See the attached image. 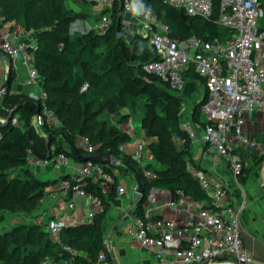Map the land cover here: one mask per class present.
<instances>
[{
    "label": "trees",
    "instance_id": "16d2710c",
    "mask_svg": "<svg viewBox=\"0 0 264 264\" xmlns=\"http://www.w3.org/2000/svg\"><path fill=\"white\" fill-rule=\"evenodd\" d=\"M143 1L169 25L170 35L206 39L231 35L229 28L215 20L219 13L220 0H215L212 20L188 15L181 8L171 6L163 0ZM84 4L87 12H83V17H89L91 1L86 0ZM0 12L7 20L17 21L25 30L34 31L37 42L31 50L35 57L34 65L38 67L39 75L43 79V99L60 122L52 126L46 118L41 127L47 135H56L51 148L47 146L46 137L42 136L31 122L37 108L34 101H24L10 120L0 122V212L31 213L39 207L46 194V187L50 182L31 173L27 158L29 147H33L41 156L66 152L75 160L81 161L72 153L64 137L69 138L78 147L77 139L82 135L88 136L95 145L93 154L121 156L137 169L145 192L143 199L137 202L134 208L136 215L144 217L143 204L153 186L169 189L173 193L183 189L195 199L206 200L210 205L209 194L201 188L197 178L188 168L190 165L200 166L193 159V139L182 128V122L179 120L182 98L173 94L176 91L172 90L168 83L144 69L145 63L157 59V54L150 44L140 38L128 44L116 25L105 34L90 30L73 36L67 24L76 13L67 8L65 0H0ZM98 44H103L107 50L108 67L101 73L95 70L104 62H98L95 48ZM145 72L156 77L161 84L149 81ZM184 76L186 84L182 92L187 88L191 91L197 90L200 83L204 87V95L195 103L192 112L194 116L199 117L196 122L204 124L205 120L200 114L201 105L208 94L205 80L192 69ZM14 77L12 66L10 84ZM100 77H106L107 80L118 78L114 95L122 103L135 104L136 101H141L146 107L148 114L143 115V118L149 119L147 134L159 137L157 142L150 144L152 157L159 163V167L151 161L143 167L130 154L121 150L122 143L131 140L132 136L117 124L98 118L106 105L103 100L106 86L97 88ZM85 83L88 86L82 90ZM128 85H133L138 90L134 91V88H129ZM148 92L150 94H146ZM27 97L29 96L26 93H12L9 85L6 94L1 98L0 114L7 117L10 110ZM36 99L41 104L42 97ZM16 115L19 123L13 122ZM129 118V114H122L118 121L123 123ZM196 122L194 120L193 123ZM58 138L64 145L56 141ZM180 138H186V142L178 148L176 140ZM261 157L263 158L264 154ZM120 165L112 164L114 168H119ZM124 168L128 171L125 166ZM248 169L244 167L241 179L245 178ZM145 170L153 173V176L147 175ZM85 188L103 200L104 209L95 216L93 223L61 227L59 242L44 228L45 224L17 223L0 233V264H39L46 256L53 258V262L65 258L70 260L71 264H88L90 260H95L98 252L105 248L107 212L116 198V193L115 190L108 194L103 193L99 184L91 180ZM65 246H70L75 252Z\"/></svg>",
    "mask_w": 264,
    "mask_h": 264
},
{
    "label": "built area",
    "instance_id": "2783aa9c",
    "mask_svg": "<svg viewBox=\"0 0 264 264\" xmlns=\"http://www.w3.org/2000/svg\"><path fill=\"white\" fill-rule=\"evenodd\" d=\"M90 1L91 20L83 21L81 33L92 30L105 34L116 25L128 44L139 38L145 40L155 50L157 59L145 63L144 69L156 74L176 92H182L185 88L184 75L190 69L205 80L208 94L201 105L205 123L190 121L182 122L181 126L192 139L201 135L206 155L220 157L234 179L239 181L246 167V159L237 146L264 151L258 140L250 138L245 131L248 116L257 110L264 111V29L259 24L263 14L261 0H220L215 20L229 28L231 35L212 39L170 35L169 25L143 0ZM163 1L181 8L191 16L207 20H212L214 16L215 0ZM34 46V42H28L26 32L0 12V52L10 59L22 56L30 81L39 76L31 50ZM87 86L85 83L82 90ZM2 93L3 88L0 86ZM43 97L44 94L40 112L32 116L33 124L42 127L47 118L49 124L58 125L59 120ZM13 122L19 123L17 118H13ZM185 142L186 138H180L176 140V145L181 148ZM77 145L84 154H93L95 149V145L85 135L78 137ZM120 149L143 167L152 158L148 143L140 138H136L132 150H127L125 144ZM27 158L29 166L51 167L54 170H60L75 160L66 152L41 156L33 147L27 149ZM188 168L201 188L209 194L210 205L206 200L195 199L183 189L173 193L169 189L153 186L143 204L144 217L135 214L132 223L127 226L129 236L149 248L158 264H198L206 260L207 264L251 263V254L240 230V207L227 200V179L215 170L192 165ZM118 170L112 164L90 159L81 161L69 177L61 180V187L72 198L58 204L59 213L67 214L75 209L74 196H84L91 201L85 223H93L95 216L104 209L103 200L87 190L85 185L91 180L99 184L105 194L115 190L116 196L122 195L127 192V187L124 183L117 184ZM145 172L153 176L150 171ZM160 195L166 197V206L194 211L195 215L176 220L152 214L145 204H157ZM64 225L56 218L45 223L47 231L58 242ZM65 248L73 251L70 246ZM39 264H53V258L46 256ZM88 264L113 263L107 251L101 249L97 258Z\"/></svg>",
    "mask_w": 264,
    "mask_h": 264
},
{
    "label": "crops",
    "instance_id": "0c3cea01",
    "mask_svg": "<svg viewBox=\"0 0 264 264\" xmlns=\"http://www.w3.org/2000/svg\"><path fill=\"white\" fill-rule=\"evenodd\" d=\"M261 2L263 14L259 20V24L264 29V0H261ZM88 18H90V16L87 17V19ZM13 23L25 32H29L28 30H25L19 22L13 20ZM83 25L82 22V26ZM12 66L14 68L15 77L11 81V84H9L11 86V92L26 93L29 97L34 98L42 97L44 94L43 79L39 75L36 79L30 81L28 68L22 56H18L14 59H10L7 56H0V86H2L10 76ZM1 106L2 102L0 100V107ZM4 118L6 117L0 114V122H4ZM35 128L42 136L46 137V133L41 127L35 126ZM245 131L250 138L257 139L260 145L264 147L263 110H257L248 116ZM129 134L133 138V134ZM56 141L64 145V142L59 138ZM129 141L122 144H125L127 150L130 151L134 148L135 141L130 143ZM191 147L193 159L201 168L220 172L221 175L227 179L229 184L227 200L240 207V230L244 239V244L250 251L252 257L251 263L264 264V157H261L264 154V151L260 148L249 149L241 145L237 146L238 151L244 155L246 159V167L249 169L247 173L245 172L244 179L239 178V181H236L232 176L230 169L220 157L215 154L206 155L205 143L202 140L201 135H198L193 139ZM80 162L81 161L78 160H72L69 165L64 166L60 170H54L51 167L43 168L33 165L32 168H36L37 172L38 170H50L53 174L52 178L42 179L35 171L36 176L39 179L50 182L46 187V194L43 197L41 204L31 213L18 212L14 217L9 214L3 217L7 220L9 219V222L13 224L14 222L23 221L31 224L44 225L51 218H56L58 221L64 222L65 225L78 226L85 223L91 206V201L86 197L74 196L76 202L75 209L69 211L67 214L59 213V210L57 209L60 202L72 198V195L61 187V180L64 176L69 175L76 170V168L79 167ZM29 167H31V165ZM136 199L137 194L135 190L133 189L131 193L127 190L126 193L116 196L107 212L104 249L107 251L113 264H158L152 251L149 248L142 246L137 240L131 238L127 232L128 224H131L133 221L135 215L134 212H132L130 217L117 230L111 232L113 226L119 222V219H122L128 213ZM165 201L166 197L160 195L157 204L149 205V203H146L145 207L148 208L152 214L155 213L176 220L182 219L186 216L195 215L194 211L188 212L181 208H170L164 204ZM6 213H8V211ZM110 217H113V219ZM115 218L119 219L115 220ZM4 225L5 226H0L1 232H5L12 227L7 226V223ZM44 228L46 227L44 226ZM77 252L82 254L80 251ZM65 261L70 263V260L68 261L65 258H62L59 262Z\"/></svg>",
    "mask_w": 264,
    "mask_h": 264
},
{
    "label": "rangeland",
    "instance_id": "374dc122",
    "mask_svg": "<svg viewBox=\"0 0 264 264\" xmlns=\"http://www.w3.org/2000/svg\"><path fill=\"white\" fill-rule=\"evenodd\" d=\"M85 1L86 0H65V4H66L67 8H69L70 10H72L73 12L76 13L74 18L69 20V22L67 24L68 30L73 36L81 34V30L83 27L82 22L85 19H87V17H83L84 16L83 12L84 13L87 12L86 8H85L86 5L84 4ZM88 13H91V11H89ZM88 19L91 20V18H88ZM26 34L28 35V42H34V44H36L37 41L34 37L35 36L34 31L31 30L28 33L26 32ZM95 48H96V51L98 54V62L104 61L103 63L99 64L98 67H96V69H95V70H98L99 73H101L104 70H106L108 67L107 50L103 44H98ZM134 63H136V60L134 61ZM35 67H36V65H35ZM37 69H38V67H37ZM145 76L149 81L157 83V84H161L160 81L156 77L152 76L151 74L145 72ZM95 77H96V74H94V78ZM98 82H99V84L97 85V88L102 87V86H106V88L104 89V92H103V96H104L103 100L106 103V105H105V107H103V110L99 114L98 118L99 119H106L109 123L117 124L124 131L133 134V138L131 139V141H129V143L134 142L136 140V138L145 139L146 142L148 143V147H149L150 155H151L152 153H151L150 144L152 142H157L159 140V137H158V135L147 134L146 126L149 122V119L145 120L143 118V115L148 114L145 111L146 107L143 105V103L141 101H138V102L136 101L135 104H124V103H122V101L119 98L115 97V95H114L115 89L114 88H115L116 83L118 82V78L107 80L106 77H100ZM128 87L134 88V91L138 90V88L134 87L133 85H128ZM166 89H167V91H169L168 88H166ZM204 92H205V90H204V87L201 83L198 85L197 90L191 91L190 88H187L184 92H173V94L176 97L182 98V101L180 104V110H179L180 122H190V121L194 122V120L196 122V120L199 117L194 116V114H192V112H193L195 103L198 102L201 99V97H203ZM43 93H44V90H43ZM146 94H150V93L148 92ZM111 109H113V111ZM122 114H129L130 118L126 122L120 123L118 120ZM200 115H202L201 116L202 118H205L203 113ZM14 118H17V115ZM32 123H33V121H32ZM52 126H55V125H52ZM39 130H41V129H39ZM148 159H150V158H148ZM149 161H151L153 164H155L157 167H159V163L155 159H153V157ZM120 166L121 167L118 168L119 169L118 170L119 180H118L117 184L124 183V185L127 187L128 192L131 193L133 189L136 190L135 179L130 172L126 171V169L124 168L123 165H120ZM32 167H33V165H31V167H30L31 173L34 176H36V173H37V175L42 179H48V178L53 177V174L50 172V170H46V171L45 170H42V171L38 170V172H37V169L32 168ZM17 169H18V167H17ZM10 170H12V168ZM35 171H36V173H35ZM6 212L7 211H1L0 212V226H5L4 224L7 223V226L10 227V226H14L17 223H21V222H16V223L14 222V224L10 223L9 219L7 220L3 216H6L7 214H9L10 216L14 217L16 213H12L9 211H8V213H6ZM111 219H113V217ZM118 219L119 218H115V220H118ZM120 220L121 219H119V221ZM0 233H2V232L0 231ZM53 264H71V263H68L65 261V262H53Z\"/></svg>",
    "mask_w": 264,
    "mask_h": 264
},
{
    "label": "water",
    "instance_id": "95a60500",
    "mask_svg": "<svg viewBox=\"0 0 264 264\" xmlns=\"http://www.w3.org/2000/svg\"><path fill=\"white\" fill-rule=\"evenodd\" d=\"M0 56L6 57L5 54H3L2 52H0ZM9 84H10V76L5 81V83L2 85L3 93L0 94V100L6 94L8 88H9ZM27 100L34 101L35 103H37V108H36L34 114H38L40 112V110H41V104L39 103V101L36 98L27 97V98L22 99L18 104H16L10 110L8 116L5 118V121L10 120L11 117L13 116V114L22 105V103L24 101H27ZM30 127H31V124L28 126V129H30ZM55 138H56V135L53 134V133H49L48 135H46V142H47L48 148H51L52 140L55 139ZM64 140L67 142V144H68L70 150L72 151V153L79 160L86 161V160L90 159V160H93L95 162H101V163H107V164H113V165L121 164V165L125 166L128 169V171L132 174V176L134 177L135 182H136V190H135V192L137 194V199H136L135 203L133 204V206L128 211V213L117 224H115V226H113L111 232L117 230L130 217V215L132 214L137 202H139V201H141L143 199V195H144L145 189H144L143 181H142V178H141L140 174L138 173L137 169L133 165L129 164L121 156L116 157V156H113L111 154H101V153L84 154V153H82V151L69 138L64 137ZM43 156H46V155H43ZM207 262H208V260H206L204 262V264H207ZM243 264H253V263H243Z\"/></svg>",
    "mask_w": 264,
    "mask_h": 264
},
{
    "label": "clouds",
    "instance_id": "9594fccd",
    "mask_svg": "<svg viewBox=\"0 0 264 264\" xmlns=\"http://www.w3.org/2000/svg\"><path fill=\"white\" fill-rule=\"evenodd\" d=\"M142 7V6H141ZM137 12L139 11V9L136 10Z\"/></svg>",
    "mask_w": 264,
    "mask_h": 264
}]
</instances>
